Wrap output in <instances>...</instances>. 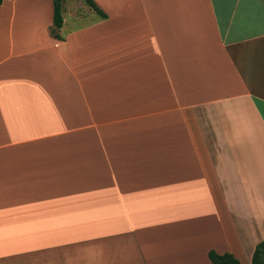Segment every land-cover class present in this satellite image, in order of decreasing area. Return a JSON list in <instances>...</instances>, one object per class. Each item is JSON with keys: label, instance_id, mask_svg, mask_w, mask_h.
I'll list each match as a JSON object with an SVG mask.
<instances>
[{"label": "crops", "instance_id": "1", "mask_svg": "<svg viewBox=\"0 0 264 264\" xmlns=\"http://www.w3.org/2000/svg\"><path fill=\"white\" fill-rule=\"evenodd\" d=\"M60 1L0 4V264H252L264 0Z\"/></svg>", "mask_w": 264, "mask_h": 264}, {"label": "trees", "instance_id": "2", "mask_svg": "<svg viewBox=\"0 0 264 264\" xmlns=\"http://www.w3.org/2000/svg\"><path fill=\"white\" fill-rule=\"evenodd\" d=\"M84 1L88 6H90L91 9L95 10L100 17L105 18L108 16L94 0ZM1 3L2 0H0V4ZM54 25L56 28H60L63 25L62 3L60 0H55ZM208 257L213 264H242L238 258L234 257V255L229 252L221 254L212 249L209 251ZM252 264H264V240L257 244L254 251Z\"/></svg>", "mask_w": 264, "mask_h": 264}, {"label": "rangeland", "instance_id": "3", "mask_svg": "<svg viewBox=\"0 0 264 264\" xmlns=\"http://www.w3.org/2000/svg\"><path fill=\"white\" fill-rule=\"evenodd\" d=\"M77 4H79L78 6L81 9L86 8L92 11L90 6H88L84 0H64V9L69 12L73 7L77 6Z\"/></svg>", "mask_w": 264, "mask_h": 264}, {"label": "built area", "instance_id": "4", "mask_svg": "<svg viewBox=\"0 0 264 264\" xmlns=\"http://www.w3.org/2000/svg\"><path fill=\"white\" fill-rule=\"evenodd\" d=\"M65 47L63 46L60 50H63Z\"/></svg>", "mask_w": 264, "mask_h": 264}]
</instances>
